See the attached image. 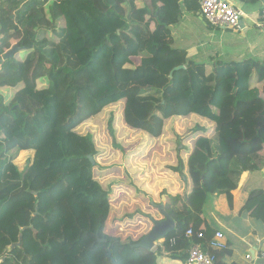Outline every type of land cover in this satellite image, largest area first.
I'll return each instance as SVG.
<instances>
[{"label":"trees","instance_id":"16d2710c","mask_svg":"<svg viewBox=\"0 0 264 264\" xmlns=\"http://www.w3.org/2000/svg\"><path fill=\"white\" fill-rule=\"evenodd\" d=\"M184 16L201 18L197 0H0V59L22 48L0 62V87L20 84L8 102L0 95V264H156L197 243L217 255L203 232L209 198L232 202L242 174L264 167V61L209 70L173 47ZM118 103L125 126L149 138L176 119L194 126L189 146L177 143L185 162L171 168L188 187L161 194L176 229L151 251L133 247L146 233L111 230L110 192L94 175L101 152L77 130ZM63 121L72 128L58 129ZM189 229L204 238L186 239Z\"/></svg>","mask_w":264,"mask_h":264},{"label":"crops","instance_id":"0c3cea01","mask_svg":"<svg viewBox=\"0 0 264 264\" xmlns=\"http://www.w3.org/2000/svg\"><path fill=\"white\" fill-rule=\"evenodd\" d=\"M228 1L244 14L238 30H221L207 26V24H200V27L207 33L201 38L205 39L204 42L197 40L194 42L200 44L192 48L196 51V55L191 58L196 59L201 56L200 54L210 51L216 57H223L220 58V60L226 62H241L246 59L263 62L264 27H258L257 21L259 19L260 11L264 6V1L258 3V8L253 11L244 10V8L247 7V4H242L239 0ZM254 5L256 6L257 4ZM180 27H186V25L183 26L181 24ZM184 32H188V30H185ZM182 39H191V36L187 37V35H184L183 33ZM192 49H190V51H193ZM187 53L189 54V52ZM176 134L172 135L164 133L157 139L149 138L145 135L139 138L140 142L133 143L136 146L131 149L133 150V156L140 159V162H146L149 160L150 167L156 166L157 169L160 167H162V169L164 168L163 176H158L162 173H158L157 175L153 174L154 180L148 175L152 181L151 190L154 195H161L162 192L165 191L169 195H176L181 186L180 184L177 185L178 181L173 177L177 175H180L181 181L184 184L182 186L184 191L188 187L187 185L190 180L188 178L186 180V177H184L183 174L174 172V169H171L177 165L176 154L178 151L174 148L175 144L179 142L184 144V147L189 146V143H185V141L181 139L182 135ZM177 156L181 158L183 163L185 162V157H183L181 153L177 154ZM145 168L146 167H143V169ZM169 178L174 180V182L167 185L166 181ZM154 181H156V183H153ZM149 183L150 180L147 182V185ZM258 189L264 191V167L257 172L242 174L237 190L231 194L232 202L228 203L227 197L223 194H214L209 198L203 212V232L205 234L221 232L224 236L225 247L224 249L217 251L216 255L218 264H264V220L261 219L260 213L261 211L264 212V199L255 198L249 200V193ZM151 190L148 192L150 193ZM162 197V202H165V197ZM151 203H155V199L152 196L150 204ZM134 207L137 206L134 205ZM112 208L114 209L113 206ZM121 208V213L125 211L131 213V211L129 212L125 206H122ZM257 209L260 210L257 211ZM119 214L114 215L118 218L117 216ZM114 215L113 222L111 223L112 227H110L113 230L115 229L114 226L116 224ZM132 217L127 216L126 219H129L130 222L133 220ZM119 218L121 219L122 216H119ZM160 219L162 218H158L157 220ZM117 221L121 222L120 220ZM174 242V246L183 243L177 238L174 239ZM183 255V259L159 256L156 264H185L186 253Z\"/></svg>","mask_w":264,"mask_h":264},{"label":"rangeland","instance_id":"374dc122","mask_svg":"<svg viewBox=\"0 0 264 264\" xmlns=\"http://www.w3.org/2000/svg\"><path fill=\"white\" fill-rule=\"evenodd\" d=\"M248 7V8H247ZM244 10H256L258 8V4L255 5H247ZM199 18V17H198ZM194 18L190 16H184L183 20L178 26H174L172 29L174 35V45L175 48H182L189 52L188 56L190 59L192 56H195L196 51L192 48L196 47L200 43H194L196 40L204 42L205 39H201L203 36L206 35L207 32L200 27V24H205V22L201 18ZM247 21V20H246ZM245 21V22H246ZM186 25V27H180V25ZM180 27V28H179ZM179 28V29H178ZM188 30V32H184ZM184 35L187 37L191 36V39H182ZM192 49L193 51H190ZM26 52V51H25ZM25 52L20 53L24 55ZM201 56L193 59L199 62H205L208 65L209 70H212L214 64L223 57H216L212 52H206L200 54ZM210 58V59H209ZM131 66V64H129ZM9 86V87H7ZM20 84L18 82L12 85H5L0 87V95L4 97L5 102H8L9 99L12 97L13 93L19 88ZM260 95L264 98V94L260 93ZM113 114V135L114 139L111 137L110 133L108 132V119L109 114ZM189 120L183 119H176L171 121L166 126V134H180L182 135L181 139L184 140L186 137L193 134L190 129L194 128L193 124H189ZM199 121V120H198ZM204 119H200V124L206 126V123L203 122ZM58 129H69L72 128L70 121H63L59 123ZM191 127V128H190ZM80 134H91L93 136L95 145L97 149L100 150L101 154L97 155L96 162L98 166L101 167L94 169V175L100 183L103 184L104 189L110 192V202L114 209L112 210V214H119L122 212V206H125L129 212H123L119 214L116 218L114 215L115 220V229L118 225H121V222H124L122 225L123 232H117V234H122L125 232H130L133 237H138L143 233H147L151 227L152 222L157 220L158 218H162L161 215L158 213L157 209L154 207L155 204H164L162 202L163 197L159 194L154 195L153 191L151 190L153 174L157 175L158 173H162L158 176L164 175V168L160 167H150L149 160L146 162H140L141 160L133 156V148H135V142H140L139 138L145 136L143 134H137L131 132L128 129L122 120V108L121 105L118 103L106 109V112L101 113L99 116L95 117L89 123L83 125L82 127L77 129ZM138 139V141H137ZM115 140V143L113 141ZM179 140V139H178ZM181 140V141H182ZM186 143V141H185ZM184 145V144H182ZM118 147V149L116 148ZM177 149V144L174 146ZM179 154V153H177ZM176 154V157H177ZM182 156L185 157L184 152H181ZM18 161H22V158L18 159ZM22 163V162H21ZM175 165V164H174ZM143 167H146L143 169ZM150 169V171H149ZM148 170V171H147ZM155 170V171H154ZM147 174V176H146ZM150 175V178L149 176ZM176 181H178L177 185L180 184V188L177 191V194H180L184 191L182 186L184 185L181 181L180 175L173 176ZM150 180V183L147 185V182ZM154 180V178H153ZM129 182V184H127ZM167 185L174 180L170 178L166 181ZM153 183H156L154 181ZM149 190L150 193L148 192ZM156 190V189H155ZM155 199L154 204H150L151 196ZM136 205L137 207H134ZM117 209V210H115ZM127 213V214H126ZM119 216H122L120 219ZM133 216V220L129 222V219L126 217ZM123 219V220H122ZM120 220L121 222L117 221ZM161 220V219H160ZM158 221V220H157ZM126 223V224H125ZM112 226V224L110 223ZM134 225V226H133ZM118 227V228H119ZM113 230V229H111ZM108 230V233L111 232ZM115 231V230H114ZM123 235H120L122 237Z\"/></svg>","mask_w":264,"mask_h":264},{"label":"built area","instance_id":"2783aa9c","mask_svg":"<svg viewBox=\"0 0 264 264\" xmlns=\"http://www.w3.org/2000/svg\"><path fill=\"white\" fill-rule=\"evenodd\" d=\"M199 13L211 27L222 30L238 29L241 18L244 14L236 9L228 0H197ZM258 27H264V7L261 10ZM124 223L118 225L122 227ZM126 224V223H125ZM134 226V225H133ZM118 228L119 232H123L122 228ZM130 234V232H125ZM195 236L200 240L204 238L203 232L194 233L191 229L185 233V238L190 239ZM173 243V241H172ZM224 236L221 232L214 233L208 243V249L211 251H219L224 249ZM185 264H218L216 256L203 250L200 244H192L186 254Z\"/></svg>","mask_w":264,"mask_h":264},{"label":"water","instance_id":"95a60500","mask_svg":"<svg viewBox=\"0 0 264 264\" xmlns=\"http://www.w3.org/2000/svg\"><path fill=\"white\" fill-rule=\"evenodd\" d=\"M20 50H22V48L19 47L17 44L12 45V47L5 52L2 59H0V62L11 58L16 52ZM183 68L184 67L179 66L174 68L173 71H177ZM88 160L90 161L91 164H94V161L91 156H88ZM154 207L157 209L162 219L152 222L151 229L144 235V237L136 245L133 246L134 248L151 251L154 249L155 244L157 242L164 239L168 234L172 233L176 229V224L174 220L164 210V204L162 203L159 205H155ZM16 245L17 244L12 245L11 249L14 248V246ZM2 261H4V259H1V262ZM110 262L111 264H114L112 258H110Z\"/></svg>","mask_w":264,"mask_h":264},{"label":"clouds","instance_id":"9594fccd","mask_svg":"<svg viewBox=\"0 0 264 264\" xmlns=\"http://www.w3.org/2000/svg\"><path fill=\"white\" fill-rule=\"evenodd\" d=\"M263 7H264V6H263ZM263 7H262V8H263ZM261 10H262V9H261ZM260 13H261V11H260ZM243 17H244V16H243ZM243 17H242V18H243ZM259 17H260V15H259ZM242 18H241V19H242ZM258 21H259V19H258ZM258 21H257V22H258ZM239 26H240V24H239ZM213 28H214V27H213ZM218 29H219V28H218ZM221 30H222V29H221ZM227 30H238V29H227ZM155 221H157V220H155ZM115 226H116V225H115ZM185 233H186V232H185ZM143 234H144V233H143ZM213 235H214V234H213ZM172 241H173V243H172ZM172 241H171L172 245H175L174 239H173ZM197 244H199V243H197ZM154 248H155V247H154ZM208 250H209V249H208ZM185 259H186V258H185ZM216 259H217V258H216ZM217 263H218V262H217Z\"/></svg>","mask_w":264,"mask_h":264}]
</instances>
